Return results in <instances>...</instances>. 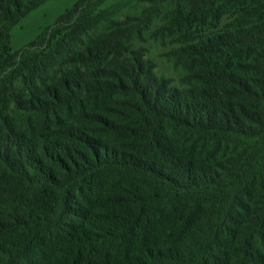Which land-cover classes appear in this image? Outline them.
Returning <instances> with one entry per match:
<instances>
[{"label":"trees","instance_id":"1","mask_svg":"<svg viewBox=\"0 0 264 264\" xmlns=\"http://www.w3.org/2000/svg\"><path fill=\"white\" fill-rule=\"evenodd\" d=\"M45 1L0 0V264H264V0H75L13 51Z\"/></svg>","mask_w":264,"mask_h":264},{"label":"rangeland","instance_id":"2","mask_svg":"<svg viewBox=\"0 0 264 264\" xmlns=\"http://www.w3.org/2000/svg\"><path fill=\"white\" fill-rule=\"evenodd\" d=\"M75 0H48L39 5L30 12L16 26L11 29L10 46L13 51L31 42L45 27L50 26L55 19L65 10L69 9ZM122 0H107L103 8ZM154 52L152 56H156ZM158 71L166 73L168 76L173 75L171 68L157 58Z\"/></svg>","mask_w":264,"mask_h":264}]
</instances>
